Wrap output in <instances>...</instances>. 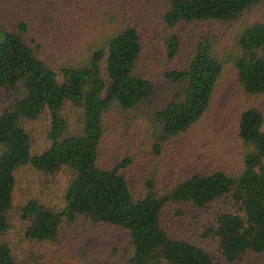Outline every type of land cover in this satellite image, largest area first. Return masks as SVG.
<instances>
[{
    "label": "trees",
    "instance_id": "16d2710c",
    "mask_svg": "<svg viewBox=\"0 0 264 264\" xmlns=\"http://www.w3.org/2000/svg\"><path fill=\"white\" fill-rule=\"evenodd\" d=\"M263 2L170 0L163 37L169 63L177 62L183 47L178 25L232 24ZM94 15L85 12L63 28L66 36L57 46L41 38L28 18L0 19V90L7 98L0 108V264H76L60 237L80 219L127 232L120 264H217L205 249L171 234L164 216L170 206L203 210L224 200L233 209L217 215L209 234L218 239L225 264L264 254V109L253 106L239 116L241 168L195 171L167 187L159 180L160 159L210 112L226 68L236 73L245 97H264V20L243 23L234 46L201 36L186 67L166 72L168 87L159 91L144 72L152 40L141 26L118 16L98 26L104 19ZM146 103L153 105L139 112ZM115 110L140 113L150 124L154 158L139 193L123 174L134 164L131 157L111 168L100 162L105 119ZM43 117L49 145L35 154L27 124ZM27 166L47 175L65 172L61 210L30 200L16 211L17 173ZM16 220L24 224L21 244L11 238Z\"/></svg>",
    "mask_w": 264,
    "mask_h": 264
},
{
    "label": "rangeland",
    "instance_id": "374dc122",
    "mask_svg": "<svg viewBox=\"0 0 264 264\" xmlns=\"http://www.w3.org/2000/svg\"><path fill=\"white\" fill-rule=\"evenodd\" d=\"M170 0H0V19L28 18L35 23V30L53 46L65 38L63 28L72 27L75 20L85 12H94L104 19L98 26L109 24L108 18L118 16L140 25L145 35L152 40L145 56L148 68L144 72L156 84L159 91L168 87L165 73L173 68L184 69L188 59L204 34L218 40L222 46L235 44V37L243 23L264 20V2L249 11L239 21L224 24L218 21L194 22L178 25L177 33L183 38V47L176 63H169L163 37L166 31L164 14ZM28 15V17H27ZM109 16V17H108ZM18 20V19H17ZM14 21V20H13ZM12 22V21H10ZM8 21V23H10ZM11 24V23H10ZM89 33L94 31L92 23ZM52 53H55V48ZM5 94L0 90V108ZM153 103H146L139 112L147 113ZM264 109V97L253 100L245 97L239 89L236 73L226 68L217 87L210 112L188 138L174 140L160 159V184L167 187L177 184L195 171H234L242 167V157L237 138L239 116L248 108ZM106 134L102 148L101 165L111 168L125 157L134 161L132 168L123 171L131 189L139 193L153 163V141L149 121L140 113L129 114L115 110L105 119ZM48 117L27 124L33 134L34 153L42 152L48 145ZM68 185L65 172L47 175L30 166L17 173L14 193L16 211L30 200H39L48 207L61 210ZM233 209L230 201L212 204L199 210L193 205L170 206L164 216V226L178 238L187 240L205 249L217 264H225L219 251L218 239L209 234L217 215L223 210ZM24 224L16 220L11 238L21 244ZM61 245L69 248L76 264H120L123 252L129 247L127 232L120 229L98 227L78 220L66 226L61 235ZM21 246V245H20ZM27 250L28 247L26 246ZM34 249V247H33ZM40 249H43L40 248ZM51 250H53L51 248ZM21 251V247H20ZM241 264H264V254L248 253Z\"/></svg>",
    "mask_w": 264,
    "mask_h": 264
}]
</instances>
